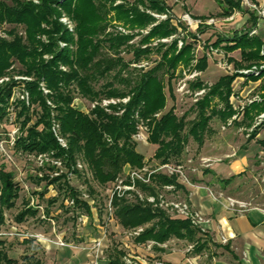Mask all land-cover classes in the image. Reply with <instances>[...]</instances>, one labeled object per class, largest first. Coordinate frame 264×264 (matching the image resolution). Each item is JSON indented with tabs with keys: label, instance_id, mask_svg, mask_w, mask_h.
<instances>
[{
	"label": "trees",
	"instance_id": "16d2710c",
	"mask_svg": "<svg viewBox=\"0 0 264 264\" xmlns=\"http://www.w3.org/2000/svg\"><path fill=\"white\" fill-rule=\"evenodd\" d=\"M117 1L11 0L9 3L7 0H0V28L6 24L12 26L5 31L10 39L0 37V77L5 75L16 60L21 65V69L17 71L19 74L35 77L34 80L28 81L30 100L28 104L22 102V114H27L25 125L35 114L38 119L18 138L16 149L37 154L53 152L64 160L68 168L75 165L77 159L82 156L92 172L93 179L102 185L115 181L127 165L141 168L147 163L145 155L137 149V143L133 139L140 119L149 127V142L158 146L153 158L160 164H181L178 159L184 153L190 137L198 143L199 148L202 147L213 117L218 116L226 123L235 112L229 98L236 74L224 75L211 85L199 79L192 83L194 89H207L205 95L196 103L197 114L193 120L188 122L186 117L178 118L174 114V107L165 112L168 102L166 85L182 74L180 68L205 71L208 68V56L204 54L199 57L195 43L188 41L186 36H180L181 23L175 24L172 21V13L167 20L152 27L136 45L130 44L135 34L103 33L109 12L107 7L116 11L117 18L125 25L141 29L156 21L155 17L142 10L141 6L160 13L172 12V7L165 0ZM218 1L222 9L219 13L221 16H231L238 10L245 11L243 0ZM63 12L75 22L73 29L65 27L60 21ZM193 18L204 21L208 16ZM257 20L256 12L252 11V26L257 24ZM17 25L24 26L26 38L18 33ZM206 26L200 23V32H203ZM249 31H236L232 36L220 35L211 47L219 48L225 43L223 48L227 52L240 49V61L229 58L238 67L259 64L264 61V41L258 36H251ZM41 35L47 36L46 43L41 40ZM170 36L173 37L170 44L160 43L155 47L149 45L154 38ZM189 36L197 40L196 34ZM59 40L65 42V47L58 46L56 49ZM180 41L183 42L182 46L179 45ZM105 46L110 49V56L105 53ZM125 48L133 52L134 62L149 59L152 53L160 54L161 57L148 69L140 67L129 70V63L125 62L122 55ZM46 53H51L53 57L45 59ZM64 66L67 70L63 69ZM112 70H117L112 80L108 81L102 90L95 89L94 83ZM263 74L264 69L260 76ZM41 81H44L50 90L47 95L55 102L54 106L48 103L46 95L41 91ZM15 84L16 82H9L0 87V103L10 95ZM73 85L79 93L92 101L103 97L129 99L127 102L111 104L109 110L108 107L96 105L86 112L73 105ZM115 85L121 87H114ZM169 91L170 97L174 99L172 87H169ZM35 103L39 105L31 111V105ZM1 110L0 106V112ZM53 110L57 111L58 115H53ZM252 110L264 111V103L247 108L248 113ZM159 112L161 115L156 116ZM55 117L68 139L67 148L60 145L52 131L51 120ZM44 177L48 179L47 185L59 183L58 186L65 188L66 196H70L76 206L87 207V211L91 213L88 204L79 201L78 192L69 185L66 174ZM232 178L225 181L229 183ZM170 184H174L177 190H185L177 174L158 172L153 175L150 184L138 183L148 194H157L159 189ZM0 192L2 224L5 212L14 208L20 197V186L15 181L13 172L5 167L0 168ZM44 194L45 192H42L40 196ZM54 201L55 199L52 202ZM113 204L116 216L124 228L148 225L136 237L135 241L138 243L150 240L164 243L176 237L194 243L196 251L205 248L207 240L201 242L202 237L188 219L172 217L149 202L129 203L125 198L115 196ZM38 212L39 209L27 201L16 215V220L23 222L29 216H36ZM5 243L6 240L0 239V264H17L4 248ZM155 248L160 249L157 245ZM126 255V251L115 246L109 253L110 263L126 264ZM26 264H41V261L31 255Z\"/></svg>",
	"mask_w": 264,
	"mask_h": 264
},
{
	"label": "rangeland",
	"instance_id": "374dc122",
	"mask_svg": "<svg viewBox=\"0 0 264 264\" xmlns=\"http://www.w3.org/2000/svg\"><path fill=\"white\" fill-rule=\"evenodd\" d=\"M7 1L11 3V0ZM34 1L38 2V0ZM187 1L193 5V10L197 13L210 12L207 15L208 18L221 17L219 16L220 11H217L220 5L217 0ZM168 2L170 3V5H175L176 13L172 10V14L174 15L173 22L175 24L181 23V27L179 28L180 36H186L188 41H192L195 43L196 54L199 57L203 56L204 54L208 56V68L205 71H201L200 77H198V79L202 80L208 85H211L217 82L221 76L234 72L233 63L229 60V58L234 57V59H241L240 51L238 50L235 52H227L226 49L223 48V45H225V43H222V46L218 48L219 50L215 51V53H212L211 45L218 39L220 35L232 36L235 30H244L245 28L250 26L251 23L248 20L250 15L244 12H236L233 15V18L230 20L213 23L212 25L208 26L204 24V26L206 27L203 28V32H200L198 28L200 24L199 19L193 18L192 14H190V16L192 17V22H189L184 18V15L189 12L188 6L184 4V0H168ZM251 2L264 3V0H243L244 7L252 11V8H250L249 6V3ZM141 8L147 13H149L148 10H151L149 8H144L143 6H141ZM106 9H108L109 12L107 14L106 28L103 33L118 32L117 26H122L130 32L129 34H135L134 37L130 40L131 45L138 44L142 37L147 34L143 31L149 30V28L156 26V23L158 22L155 21L151 25L142 29L131 28L125 25L123 21L117 18L116 11L110 10V7H107ZM63 13L64 15L62 16L60 21L65 27H68L69 29L74 28L76 25L75 22L71 19V17L67 16L65 12ZM11 27V25L6 24L3 26V28H0V37L10 39V37L5 33V31L11 29ZM16 27L18 33L24 38H26V31L24 26L17 25ZM261 33L264 34V31H262ZM189 34H196L197 40L189 36ZM40 38L45 43L48 41L47 36L41 35ZM161 39L162 38H154L149 45L151 47L158 46L160 43H162L160 42ZM58 46H60L61 48L65 47V42L59 40L58 44L56 45V49H58ZM125 49L126 50H123L122 55L125 57V62L129 63V70L140 67L148 69L154 65L157 59H160L161 57L160 54L152 53L149 59H142L140 62H134L133 52L128 51L127 48ZM104 51L105 53H109V56L112 54L110 52V49L106 46L104 48ZM51 57H53L51 53H46L44 55L45 59H49ZM19 69H21V65L19 61L16 60L13 62L12 66L6 71L5 75L0 77V79L7 76L9 78L8 80H5L2 83L0 82V87L4 86L9 82H16V84L13 85L11 88L12 91L10 95H7L4 102L0 103L2 109L0 112V115H2L0 116V141L5 143L10 142L12 136H14V140L17 141L18 138L23 133H25L31 125H33L36 119H38V116L35 114L32 116V120H30L25 125L27 114L26 112L22 114V102L25 101L28 104L30 98L27 102L26 99L22 98V96L26 93H29L30 96L28 81L34 80L35 77L19 74L17 72ZM63 69L67 70V67L64 66ZM184 69L186 68H180V72L182 71V74L166 85L168 102L164 111L166 112L172 107H174V114L178 118L186 117V121L189 122L193 120L197 114V101H195V97L191 93L198 89L193 88V82H188L190 92L181 91V82L185 76L183 72ZM116 72L117 70H112L105 77H100L99 80L94 83L95 89L102 90L105 87L104 85H106L108 81L112 80ZM17 76H26L29 78L27 80H17ZM39 85L43 94L46 95L45 97L48 100V103L54 106L55 102L52 101L49 95H47L50 90L47 88L46 83L44 81H41ZM72 87L74 88V85ZM114 87L121 86L115 85ZM169 87H172L173 89V94L175 96L174 99L171 98L169 95ZM72 94L74 95L73 105L86 112H89L90 109L95 107L96 105H101L106 108L108 107L107 110H109L111 104H116L121 101L125 102L124 98L115 97H103L101 99H96L95 101H92L91 99L79 93L77 88L73 90ZM126 98L129 99V97ZM112 99H116L117 102H112L108 105L104 104L105 100ZM38 105L39 103L31 105V111L36 109ZM53 115H58V112L54 111ZM160 115L161 112L156 114V116ZM137 116L138 115H136V117ZM218 118V116H214L211 120V125L213 127H216L217 130L219 129L220 131L223 128ZM51 123L52 131L55 125L58 126L57 128H59L58 132L60 133V136H62L68 144L67 137L61 131L59 120L55 117L51 120ZM140 126L143 127V130L147 136V140L135 139L136 135L140 131ZM187 129L186 132L188 131ZM149 133L150 131L147 123L144 122L143 119H140L138 130L133 135V139L137 143V149L145 155L147 161L146 164L149 167L156 168L161 165L158 160L153 158L158 146L149 142ZM13 151L14 161L12 162H7L6 156L4 155V153H2V151H0V168L5 167L6 170L12 171L14 174L15 181L20 186V197L17 199L15 207L6 211L7 216L12 220L17 221L16 215L24 207L25 202L29 201L30 205H32V203H34L33 205H36L37 203H39L40 205V211L36 216H29L25 221L20 222L25 225V230L33 233L42 232L46 236H50L52 238H55L57 235L63 236L66 242L69 244L66 247L73 249L76 252V255H78L79 257L85 256V253L87 252L93 253V251L95 250L94 241L100 237H104L103 243L106 245V250L104 252L105 257H108L110 250L113 247L117 246L119 248L125 249V251L129 254L128 258L131 262L133 261L132 264L134 263V261H137L138 264H159L160 262H167L163 258L167 257L169 253H172V249L175 248L177 251L176 254L181 253L179 252V250H186L188 255L195 256V254L192 253V248H190L191 244L188 241L173 238L169 241L166 247L164 246V250L159 251L154 246L149 247L148 243H135L133 228H131V230L126 229L120 224V222H116L115 220H108V215L106 211L110 193V189H108V186L112 185V182H108L106 184L108 186L106 187L105 185H102L98 183L95 179H93V176H88L90 174H88L86 170L78 169L76 173L69 178V185L74 187L75 190H77V196L79 201L88 204L91 211L90 213L87 211V207H78L79 205L76 206V202H72V198L70 196H66L65 188L61 189L58 186L59 183H52L47 185L48 179H45L43 175H50L51 177L55 176V170L50 164H40L37 157H35L37 153H26L17 149H14ZM77 160H83L86 163L85 159L82 156ZM178 161L183 164L184 169L191 181V185H196L201 182V180L199 179V175L201 174L204 176L207 175L206 178L209 177V172L207 170H210V168L206 167V164L209 163V161L205 162L201 158L198 143L192 137L189 138L187 147L185 148L184 153L182 154L181 158L178 159ZM127 166H125V168ZM158 172L166 173V171L164 170ZM246 177L242 176L241 181L235 183L234 189L237 195L231 196L240 200H250L251 194H254V197L257 195L261 196L262 189L260 187L259 182H257L255 179L253 180V178L248 177L247 179ZM208 184L210 185L209 190H211L218 196V194H220L216 191V188H219L218 184L216 188H214L215 185L211 177L210 182H208ZM42 192H45V194L41 197L40 194ZM142 192L145 191L142 190ZM145 193L148 194L147 192ZM176 195L179 197L185 196L184 194L180 196L179 192H176ZM124 198L128 200L129 203H137L139 201L148 202L147 200H141L140 198ZM53 199H55L54 202H52ZM154 207L157 206L154 205ZM43 215H45L44 218H42ZM4 230H6V228ZM4 248L6 249L10 257H13L17 260V264L26 263L28 257L33 254V256L35 257L34 259H42L44 262H47L49 261L48 259H50L51 264H53V257H59V250H56V248L47 251L44 247L41 246L40 242H36L34 239L24 240L21 239L19 236L7 238ZM201 255V257H196V264H214L215 260L213 258V255H211V250H205L203 253H201Z\"/></svg>",
	"mask_w": 264,
	"mask_h": 264
},
{
	"label": "crops",
	"instance_id": "0c3cea01",
	"mask_svg": "<svg viewBox=\"0 0 264 264\" xmlns=\"http://www.w3.org/2000/svg\"><path fill=\"white\" fill-rule=\"evenodd\" d=\"M166 1L170 5L168 0ZM184 4L188 6V13L193 16H207L210 13L195 12L193 5L187 0H184ZM242 5L244 7L243 2ZM170 6L175 12V5ZM244 10L235 11L231 16L219 15L221 17L216 19L218 22L230 20L236 12H244L250 15L248 20L252 23V11L245 7ZM217 11H222L220 5ZM247 29L250 31L256 29V33L251 36H258L264 41V34L261 33L264 31V22H260L258 19L256 25L250 24L243 31ZM236 31L238 30L234 32ZM217 50L219 49L216 48ZM238 50L240 51V49ZM235 60L240 61L241 59L235 58ZM231 62L234 72L225 75L236 74L229 98L235 112L226 123L218 118L223 129L219 131L211 125L203 146L200 148L198 146L201 158L209 160V163L206 164V167L210 168L207 170L209 177L206 178L207 175L201 174L199 175L201 180L199 184L184 185L185 190L177 191L180 196L184 194L185 196L182 198L189 199L195 209L208 219L201 227L194 226L198 230L199 236L202 237L201 242L207 240L205 248L196 251L194 243L173 237L188 241L195 256L188 255L186 250H179L181 253L176 254L175 248L172 249V253L163 258L167 264H196V257H201V253L205 250H211V255L215 260L214 264H264V117L261 118L264 111L252 110L250 113L247 112V108L252 107V105L264 103V74L260 76L263 69L260 70L259 74L243 72V70H250L254 66H259L263 61L245 67H238L234 61ZM242 176H248L259 182L262 192L261 196L254 197V194H251L254 207L241 213H235L212 197L208 182H210L211 177L215 185L214 188L217 184L219 186L216 188L217 192L227 196L237 195L234 186L236 182L241 181ZM231 177H233L232 180L227 183L225 180ZM248 177L246 178L248 179ZM170 240L164 243L155 242L160 247L159 251L164 250ZM135 243L138 242L135 241ZM41 246L47 251L53 248L59 250V257H53V264H111L109 255L108 257L104 256L105 244L100 249L95 248L93 253H85L83 257L76 255V252L71 248L48 243H41ZM123 250L125 251V249ZM128 259L124 256L125 263L132 264L133 261L129 262ZM48 260L47 262L42 259L40 261L41 264H51V260ZM133 264H138V262L134 261Z\"/></svg>",
	"mask_w": 264,
	"mask_h": 264
},
{
	"label": "built area",
	"instance_id": "2783aa9c",
	"mask_svg": "<svg viewBox=\"0 0 264 264\" xmlns=\"http://www.w3.org/2000/svg\"><path fill=\"white\" fill-rule=\"evenodd\" d=\"M166 1V0H165ZM117 2H120L118 0ZM250 8H252V11L256 12V15L258 16L259 21H264V3H249ZM148 12L155 17L156 22L164 21L167 20L171 16L170 11L162 12V13H157L154 10H148ZM184 18L192 22V17L190 16L189 13H186L184 15ZM174 20V19H173ZM172 20V21H173ZM157 22V23H158ZM156 23V24H157ZM199 23L205 24V25H212L213 23H218V19L215 17H210L207 18L206 20L202 21L199 20ZM118 32L121 34H129L130 32L126 30V28L122 26H117ZM73 29V28H72ZM151 28H149L150 30ZM149 30H145L143 32L148 33ZM256 33V29H253L249 31L250 35H253ZM172 36L162 38L160 42L162 43H170L172 41ZM183 42L180 41L179 45L182 46ZM211 52L215 53L216 49L213 47L211 48ZM264 53V50L263 52ZM264 69V61L259 65V66H254L250 70H243V72H254L255 74H259L260 70ZM184 79L181 82V91L182 92H190L188 82H194L198 80V77H200L201 71L197 69H184ZM17 80H27L29 77L26 76H17ZM7 77H3L0 79V82H4L5 80H8ZM207 92L206 88H200L198 90H195L193 93H191L195 97V101H198L200 98H202L205 93ZM23 99H26L27 102L29 100V93H26L25 95L22 96ZM124 101H128V98H124ZM116 103V99L112 100H105L104 104L108 105L109 103ZM264 117V114L261 115V118ZM58 126L55 125L53 128L54 134L59 141L60 145L64 148L68 147V144L66 143L65 139L60 136V133L58 132L57 128ZM136 140L142 139V140H147L146 133L143 130V127L140 126V131L135 137ZM14 149H16V141L14 140V136L11 137L10 142H2L0 141V151L4 153L6 156V161L7 162H12L14 161L13 154H14ZM35 157H37L38 161L40 164H50L52 168H54L55 176H59L61 174H66L67 179L74 175L78 170H86L88 176H93L91 170L88 168V165L83 161V160H77L76 164L73 165L72 167L68 168L66 167L64 160L55 156L54 153H40L36 154ZM205 162H208L209 160L203 159ZM21 170V169H20ZM164 170L166 171L167 174L172 175V174H177L178 175V180L180 183L183 185H191V181L188 177V174L186 173L183 164H172V163H165L161 164L160 166L156 168L149 167L147 164L144 165L142 168H132L130 166H127L123 173L120 174L115 181H113L110 185H105L106 187L108 186L109 190V199L107 203V215H108V220L110 221H116L119 222L116 213H115V206L113 204V200L115 196H118L120 198H140L141 200H147L149 203L154 204L155 206L163 209L166 211L170 216L172 217H177V218H184L188 219L191 221L192 225L195 227H201L203 223L207 222L208 219L198 210L195 209L191 201L187 198H182L176 195V192L178 191L176 186L174 184L170 185H165L162 189L158 191L157 194H146L145 192H142V189L139 187L138 183L142 182L145 184H150L152 182L153 175L158 172ZM44 176V175H43ZM52 176V177H55ZM210 194L212 197L221 202L227 209L235 212V213H241L244 212L248 209H251L254 207L252 199L250 200H240L237 199L233 196H227L222 193L218 194V196L213 193L211 190ZM1 193V192H0ZM74 202V200H71ZM32 203L31 206L37 207L39 209V203L36 205H33ZM42 208V207H41ZM43 209V208H42ZM40 211V210H39ZM45 215L42 216L44 218ZM105 225V224H104ZM23 223L14 221L10 219L7 216V213L5 212V220L2 224H0V239L7 240L9 237H14V236H19L21 239H34L37 242L40 243H48V244H55L60 247H66L69 245L66 240L64 239L63 236L57 235L55 238H52L50 236H46L44 233H33L30 231L25 230L26 227ZM147 226H139L137 228H133V233H134V242L135 239L138 235H140L141 232L144 231V229ZM6 228V230H4ZM131 230V229H130ZM226 241V239H224ZM104 237L97 238L94 241V247L97 249H100L103 247L104 243ZM149 247L155 246L154 241H149L147 242ZM128 253L125 257H128ZM129 262L130 259H128ZM159 264H167L166 262H160Z\"/></svg>",
	"mask_w": 264,
	"mask_h": 264
}]
</instances>
